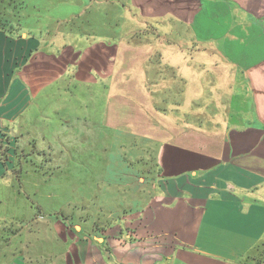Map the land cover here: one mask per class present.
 Segmentation results:
<instances>
[{"label":"crops","instance_id":"1","mask_svg":"<svg viewBox=\"0 0 264 264\" xmlns=\"http://www.w3.org/2000/svg\"><path fill=\"white\" fill-rule=\"evenodd\" d=\"M116 10L135 14L129 41L111 36L122 21L58 52L0 30V137H43L31 126L47 106L35 98L69 78L98 98L68 102L70 116L85 108L70 120L74 140L102 148L129 132L141 142L127 155L117 137L116 163L137 157V182H105L49 229L33 218L37 198H0L12 206L0 207V264H264V0H122ZM108 150L75 167L102 164ZM45 167L26 170L38 188Z\"/></svg>","mask_w":264,"mask_h":264},{"label":"rangeland","instance_id":"2","mask_svg":"<svg viewBox=\"0 0 264 264\" xmlns=\"http://www.w3.org/2000/svg\"><path fill=\"white\" fill-rule=\"evenodd\" d=\"M120 5L122 0H0V30H7V35L14 38L15 42H22L24 38L33 39L37 41V44L40 41L42 45L38 44L37 51L44 48L47 52H58L67 46L82 49L91 42L87 40L90 35L92 38L98 34H101L99 37L105 35L102 34L107 31L102 30L103 23H110H108L110 26L108 30L112 34L113 25L122 21L123 28L120 29V33L115 32L111 36L121 35L129 41L134 37V28L131 24H134L135 14L119 12L116 9ZM127 6L129 7V4ZM129 16L132 18L130 28L129 23L127 24ZM97 99L96 94L91 97L85 88L75 84L69 78L58 85L47 86L35 98L37 102L40 101L47 107L42 108L43 116L35 118L32 123L34 126L31 127L41 130L44 135L38 140L30 141L29 145L23 138L24 142L5 139L4 135L0 137V168L4 174L0 178V198H37L39 202L37 201L32 207L36 215L33 218L48 225L56 215L68 214L73 207H76L74 203L84 195L102 196L100 192L102 187L106 186L105 182L117 179H124L130 183L138 181L139 172H135V169L129 166L137 157L133 156V159L129 157L131 162L127 163L126 169L116 163L118 160L116 149L121 148L119 147L121 142H118L117 137L124 139V145L121 146L127 148V155L130 148L141 144L134 139L132 133L125 132V134L117 135L111 132L109 143L104 141L102 148L96 145V141L74 140L75 125L70 120L77 116L75 111L84 114L85 108H72L70 116L68 102H73L74 105L75 102L97 101ZM61 103L64 104L61 107L66 106L65 109L59 108ZM59 117L63 118L64 124L54 125ZM19 137L22 136L19 135ZM22 148H26L25 151ZM106 148L109 150L102 164H92L93 166L86 168L75 167L77 164L87 165L86 152L94 154V163L95 157L102 150L105 153ZM38 160L41 165L46 163L45 170L40 174V179L46 181L45 188H38L36 183L38 177L26 171L37 166ZM144 160L147 161V166L143 167L144 170L156 171L155 161L151 157H144ZM14 183H17V186H14ZM38 192L40 197L37 196ZM0 207L12 208V206H6L5 201ZM13 207L15 214L20 215L23 212L22 204ZM21 218L22 216L15 219L16 228H19ZM57 220L60 223L64 222V220L63 222L60 219Z\"/></svg>","mask_w":264,"mask_h":264}]
</instances>
